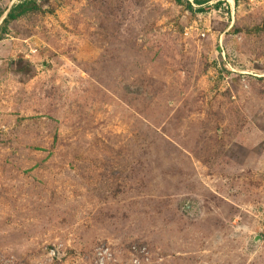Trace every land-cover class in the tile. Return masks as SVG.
Here are the masks:
<instances>
[{"label": "rangeland", "instance_id": "obj_1", "mask_svg": "<svg viewBox=\"0 0 264 264\" xmlns=\"http://www.w3.org/2000/svg\"><path fill=\"white\" fill-rule=\"evenodd\" d=\"M23 1L0 264H264V0Z\"/></svg>", "mask_w": 264, "mask_h": 264}, {"label": "trees", "instance_id": "obj_2", "mask_svg": "<svg viewBox=\"0 0 264 264\" xmlns=\"http://www.w3.org/2000/svg\"><path fill=\"white\" fill-rule=\"evenodd\" d=\"M199 4L205 3L204 1H197ZM39 7L35 0H26L18 5L14 6L9 13L7 14V18L4 19V23H7L9 21L17 20L18 18L26 15L27 13L37 10ZM1 18V15H0Z\"/></svg>", "mask_w": 264, "mask_h": 264}]
</instances>
